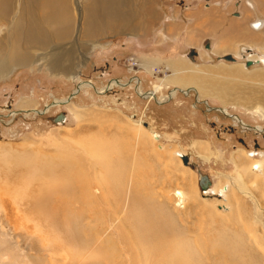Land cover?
<instances>
[{
	"label": "rangeland",
	"instance_id": "obj_1",
	"mask_svg": "<svg viewBox=\"0 0 264 264\" xmlns=\"http://www.w3.org/2000/svg\"><path fill=\"white\" fill-rule=\"evenodd\" d=\"M72 1L71 38L38 44L30 62L0 73V264H264V173L249 168L264 155V62L246 65L251 57L264 58V11L244 16L258 47L234 32L231 39L216 38L228 34L229 25L237 28L231 19L242 13L241 0H224L230 8L221 21L209 11L217 0H151L149 11L142 0H132L121 17L125 29L91 36L84 32L87 0ZM256 1L264 6V0H250L253 10ZM22 3L17 0L14 17ZM7 20L0 21V40L14 28L15 21ZM192 48L199 53L194 58L188 56ZM67 51L69 57L51 61ZM177 64L182 71L216 69L210 78L241 91L227 90L223 106L218 95L202 96L167 78ZM240 65L245 76L219 69ZM64 68L79 71L91 86L80 82L77 91L79 80L59 77H71ZM112 80L119 84L110 87ZM157 86L152 97L141 96ZM179 89L191 90L184 96ZM56 99L69 102L46 110ZM137 122L145 132H137ZM94 142L111 146L109 158L120 167L113 181L88 151ZM69 153L83 159L89 198L80 181L62 174ZM186 154L187 165L181 158ZM53 171L57 189L45 198ZM201 174L211 188L200 187ZM219 181L232 191L214 192ZM170 214L173 222L155 236L145 219L169 221ZM172 240L180 255L163 252ZM152 241L160 252L151 251Z\"/></svg>",
	"mask_w": 264,
	"mask_h": 264
},
{
	"label": "bare ground",
	"instance_id": "obj_2",
	"mask_svg": "<svg viewBox=\"0 0 264 264\" xmlns=\"http://www.w3.org/2000/svg\"><path fill=\"white\" fill-rule=\"evenodd\" d=\"M153 1H151V0H146V1L142 0L141 5H143L142 7L144 8V10H147V11L151 10L153 5H154ZM72 2H73L72 0H23V3L21 5L20 14L18 15V17L17 16L14 17L13 13L15 12V10L17 8V0H13L12 2H11V0H0V21L5 19V18L8 19L9 21H13V20L15 21L14 22V28H13L12 33L10 35L11 38L10 37L7 38V35H5V38H3V36H2L3 39L0 40V73H2V72L5 73V71L8 68H10V66L22 65V64L30 62L31 61L30 56L32 55L30 53V49L33 48V47H38L37 46L38 44H39V46L40 45L43 46V44L47 43L49 40L52 41V42H55V41L64 42V41L69 40L71 38L72 31H74V27H75L74 26L75 23H74V16H73V9H72L73 3ZM131 3H132V0H87V2L85 4L86 6L84 7V11H83V14L85 13L84 14V18H86L85 19V23H84L85 29L83 28L84 32H85V35L86 36H91L93 33H100L101 34V33H105L108 30H113V32H114V31L118 30L117 28H120V30H122L124 28L122 26H124L125 23L122 21L121 17H123V18L125 17V16H123V13L124 14L125 13L129 14V12H130L129 10L130 9L128 10L129 12H127V9H128V7H130L129 5ZM244 7H246L245 9H248V10H251V11L253 10V5L250 2V0H244ZM11 14L13 15V18H11ZM6 15H7V17H6ZM256 23L257 24H255V25L253 23L254 27L256 29H261L262 30L263 27L260 28V23L259 22H256ZM125 27H126V25H125ZM256 29H254V30H256ZM261 30H256V31H261ZM6 39H9V40H6ZM254 39H256L255 38V34L251 33L249 42L250 41L253 42L251 44L256 43L257 41H255ZM22 43L24 44V46L28 47L27 50L25 49L24 46H23L24 48L21 50L20 46L22 45ZM33 44H36V45H33ZM67 44H69V43H67ZM254 45H256V44H254ZM260 45L261 44L259 43L256 46L260 47ZM192 50H194V53L192 54V56H190L189 53H188V56L191 57V58H194V56L198 55V52L194 48H192ZM248 50H251V49H248ZM71 54L72 53L67 51V52H64L60 56L59 55H55L51 61L54 62L57 59H60L61 57L64 60L65 56L69 57ZM49 55L50 54H48V56ZM233 59H235V58L231 56V60H233ZM250 59L252 61L248 60L251 63L250 64L246 63L247 66L251 65L253 62H261V61L264 62V58L260 59V58H256V57H253V58L251 57ZM150 67L152 68V65H150ZM193 67L194 68H191L189 71H182L181 70L182 69V65H180V64L174 65L172 67L173 71L171 70L172 74L167 75V78H169L175 84H178L177 86H179V87H181L183 89H184V87L185 88L193 87L202 96H207L209 94H216V95H218V97L221 99V101L225 105L227 103L226 102V100H227L226 98L229 97L228 93H227V90H228V92H230V94H232L233 92H236V91H241V89H239V90L238 89H231L232 87L228 86L229 83H227L228 85L226 83H223V84L217 83L216 82V78H210V75H212L215 72H219L216 69L211 70V71H208V70L204 71V68L201 69V67L199 65H196V67L195 66H193ZM230 67L231 66H229V68L222 67V68H219V69L222 70V72H224V74H226L228 76H230V75H232V76H245L244 72H246V71L243 69V67L241 65L240 66H236L234 68H230ZM57 69H59V68L57 67L55 69V71ZM64 69H65V70H63L64 73L66 71H67V73H69L68 77L71 76V77H74V78H78V74H76L75 72H73V74H71L72 72L69 71V70H66L67 68H64ZM168 69H170V68H168ZM152 70H153V68H152ZM61 71H59V72H61ZM85 82H86V85L83 84ZM88 85L89 84H88L87 81H82L80 83L81 87L88 86ZM80 86L78 85L77 91L80 88ZM159 89H160V86H157V88H155L154 91L149 92V93H145V95L147 94L150 97H152L154 95V93L156 94ZM189 90L190 89H188L187 91H189ZM176 91L177 90H173L172 91V93H171L172 96L176 95ZM73 93L75 94L76 90ZM142 96H144V95H142ZM144 97H146V96H144ZM56 101H61V100L56 99ZM62 101H64V102L68 101L69 102L68 99H64ZM135 124L137 125V132L138 133L140 131H141V133L145 132L143 127H142V124L140 122H137ZM152 137H153L154 140H159L158 139L159 135H157L154 132H152ZM110 148H111V146L104 147V146H101L99 143L94 142V143H92L89 146V150L88 151H90L91 156L94 157V159H95L94 163L98 164V165H101V166H104V168H106V170H107L105 175H107V177L109 178L110 181L111 180L113 181L112 177L114 176V174L117 173L116 170L120 171V167H116L117 162L113 161L112 157H111V159L109 158L108 152L110 151ZM245 151L246 150H244V152ZM186 156L188 158L187 162H189V157H188V155H186ZM207 157H208V155H207ZM207 157H205V158H207ZM65 159L67 160V162L65 161L63 163L65 168H64V172H62V174L64 175V178H66V179L69 178L71 180L80 181L83 184V186H84V188L86 190L85 194H89L88 198L91 197L92 193L90 192V180H89L88 175L85 174L84 171H83V166H84L83 163H82L83 159L81 157H79V156H76V155L74 156L72 154L69 155V159H67V158H65ZM75 160L77 161V163H74ZM115 160H117V158ZM31 162L32 161H30L29 164H31ZM42 165H40V166H42ZM43 166H47V164H45ZM41 168H43V167H41ZM249 168H250V170L252 172L255 171L258 168V171H262L264 173V155L261 156L259 161H258V159L253 160L252 164L250 165ZM247 169L248 168H245V171H247ZM84 170H85V168H84ZM57 176H58V174L56 175V172L53 171L52 176H50V177H52L51 181L49 182L50 183V185H49L50 187L43 188L44 191L42 193L44 194L45 198L49 197L48 193L56 191L57 188L55 187L54 183H55V181L57 179ZM262 180H263L262 184L264 186V176H263ZM115 181H118V180H115ZM229 186H230L229 184L223 183V182L221 183V181H219V182L214 184L213 190H214V192L217 191V193H222L223 194L224 192L232 191V189L229 188ZM243 187L244 186H242V188ZM208 188H211V184H210V186ZM208 188L205 187L204 189H208ZM182 193L183 192L179 190V191H177L176 195L181 196V198L183 200L184 199V196H183L184 194H182ZM85 194H84V196H85ZM142 213H144V212H142ZM169 217H170L169 221H168V219L166 217H165L166 220L165 219L164 220H157V219H153V218H148V220L147 219H145V220L147 221V225H148L149 229L151 231H153V230L155 231L154 234L156 236V234L159 231L161 232V231H163L165 229H168L167 225L170 226V222H173L172 221L173 220V215L170 214L168 216V218ZM174 229H177V228H174ZM177 231H176V233H177ZM160 232H159V234H160L159 236H161ZM168 233H170L169 230H168ZM178 234H176V236ZM181 235H182V233H181ZM138 236H139V234H138ZM155 236L152 237L153 241H156ZM162 236L163 237H161V238H164V235H162ZM173 236H175V235H173ZM166 237H167V235H166ZM179 237H176V238H179ZM157 238H159V237H157ZM172 239H174V238H172ZM168 240H169V238H168ZM177 240H175V242ZM179 240H182V239H179ZM146 241H147V239H146ZM153 241H152V243L154 244V247H152L151 251L152 252H156V251L160 252L161 249L157 250L159 245L157 246V244L155 242H153ZM167 241H165V242H167ZM158 242H159V244L162 243L160 241H158ZM165 242L163 244L164 247H165L163 252H165L166 254L167 253H169V254L171 253L173 256H174V253L176 254V252H178V254L180 255V253L178 251L179 249L177 250V247H178V246H176L177 243L175 245V243L172 240L168 244V246L166 248ZM186 244L187 243L185 242V245ZM183 245H184V243H183ZM185 245L182 246V247H184V249L188 247L187 245H186L187 247ZM260 245H261V247H264V241L263 240H262V242L260 241ZM221 246H223V244ZM223 249L225 250V248H223ZM263 250H264V248H263ZM189 251H190V248H189ZM226 251H227V249H226ZM182 253L183 252H181V254ZM192 253H193V250H192ZM192 253H191V255H192ZM234 253L236 255L238 254V252H234ZM158 254L160 255V253H158ZM191 255L188 254V256H191ZM181 256H183V254ZM185 256H186V251H185ZM228 256H230V255H228ZM223 257H224V255H223ZM227 258H229V257H227ZM158 259L160 261V258H158ZM171 262H170V264H171ZM191 262H192V260H191ZM246 262L249 264L248 260H246ZM157 263H159V262H157Z\"/></svg>",
	"mask_w": 264,
	"mask_h": 264
},
{
	"label": "crops",
	"instance_id": "obj_3",
	"mask_svg": "<svg viewBox=\"0 0 264 264\" xmlns=\"http://www.w3.org/2000/svg\"><path fill=\"white\" fill-rule=\"evenodd\" d=\"M224 2V0H217L215 3H213V5L211 6L212 8L209 10V11H216L217 12V16L216 17H218V19L220 20V19H222L223 17L225 18L226 17V15H227V13H228V10H229V8H230V5H228V4H226L225 5V3H223ZM225 2L227 3V1L225 0ZM241 2H242V5H241V14H239V15H237V16H235V17H233L231 20H232V22H237V24H238V26H237V28L236 27H234V26H231V25H229V29H230V31H228L229 33L227 34H225V33H223V34H221V35H216V38H217V40H219V39H226L228 36H230V39H231V34L234 32V34H235V36L238 34H240L239 36L240 37H242V39H243V41H249L250 40V36H251V33H252V29L251 28H249L248 27V25L247 26H245V24L248 22V21H246L245 20V18H244V16L245 15H247V16H251L252 15V17H255V12L257 11V10H260V11H264V6H261V3L260 2H257L256 1V3L254 4V10H252V12H251V10H248V9H245L246 7H244V0H241ZM204 4V3H203ZM236 5V4H235ZM195 6H196V4H195ZM195 8V7H194ZM191 13V14H190ZM187 16H193V15H195V14H197V12H195V10L194 11H191ZM199 13V12H198ZM262 13V12H261ZM230 20V21H231ZM221 21V20H220ZM244 24V25H243ZM239 25H242V27H241V29L239 30L238 29V27H239ZM261 25V24H260ZM126 31H128V30H126ZM132 31H134V30H132ZM194 32V31H193ZM251 32V33H250ZM239 36H237V37H239ZM233 38V37H232ZM214 40H216V39H214ZM255 40V39H254ZM207 41V40H206ZM205 41V42H206ZM238 41H239V39H238ZM237 41V42H238ZM241 41V40H240ZM256 41V40H255ZM249 43V42H248ZM203 45V43H198V45ZM251 44V43H250ZM254 44H256V45H258V43L256 42V43H254ZM235 45H233L232 47H234ZM195 47H197V46H195ZM232 47H230L229 49H221L220 51H222V52H225V50L226 51H228L229 52V50L232 48ZM209 51H211L210 49H209ZM208 53V52H207ZM219 54H221V53H219Z\"/></svg>",
	"mask_w": 264,
	"mask_h": 264
},
{
	"label": "flooded vegetation",
	"instance_id": "obj_4",
	"mask_svg": "<svg viewBox=\"0 0 264 264\" xmlns=\"http://www.w3.org/2000/svg\"><path fill=\"white\" fill-rule=\"evenodd\" d=\"M250 49H252V48L250 47ZM198 54H199V53H198ZM248 54L250 55V52H249ZM225 57H227V55H226ZM228 57H230V56H228ZM230 60H231V59H230ZM251 61H252V60H251ZM227 63H230V62H227ZM253 64H254V63H253ZM253 64H252V65H253ZM249 67H250V66H249ZM76 74H78V78H74V77L67 78L66 76H59V77H64V79L67 80L68 82H69L70 80L73 81V79H74V80H75V79H76V80H79L78 82H76V88H77V86L79 85V83L82 82V81H85V80H82V79H81V75H80V72H79V71H77ZM80 80H81V81H80ZM87 82L89 83L88 87L91 86V82H89V81H87ZM67 84H68V83H66L65 85H67ZM116 84H119V83H118L117 81H115V80H112V82L110 83V87H112L113 85H116ZM76 88H75V89H76ZM174 90H176V89H174ZM179 90L185 92L184 96H187V95L190 93V90H191V89H190L189 91H187V92L184 91V90H181V89H179ZM177 91H178V90H177ZM142 92H144V91H141V96H142V94H143ZM149 92H151V90H150V91H147L146 93H149ZM197 92H198V91H197ZM177 93H178V92H177ZM177 93H176L175 97L177 96ZM143 95L146 96V97H150V96L147 95V94L145 95V93H144ZM166 96H167V95H166ZM157 97H158V96H157ZM55 101H56V100H54L53 103L48 104V106L46 107V110H47V109H48V110H52V108H54V107H50V106H53V105L61 106V104H59V103H64V101H62V100H61V101H56V102H55ZM57 102H58V103H57ZM164 103H166V102L164 101ZM222 105H223V106H227V105H224L223 103H222ZM37 108H38V107H37ZM212 108L214 109L215 107H210V110H211ZM34 109H36V108L34 107ZM38 109H39V108H38ZM208 109H209V108H208ZM215 109H216V108H215ZM210 110H209V111H210ZM216 110H217V109H216ZM141 120H142V119H141ZM240 121H241L242 123H244L243 119H241ZM142 122H143V120H142ZM246 126H247V125H246ZM259 129H260V128H259ZM255 145H257V144H255ZM244 146L246 147V145H244ZM186 155H187V154H186ZM188 157H189V156H188ZM185 165H186V164H185Z\"/></svg>",
	"mask_w": 264,
	"mask_h": 264
},
{
	"label": "water",
	"instance_id": "obj_5",
	"mask_svg": "<svg viewBox=\"0 0 264 264\" xmlns=\"http://www.w3.org/2000/svg\"><path fill=\"white\" fill-rule=\"evenodd\" d=\"M193 53H194V50L191 49L189 51V55L192 56ZM228 56H230V55H228ZM228 56L225 57V58L226 59H231V56L230 57H228ZM247 63L250 64L251 62L248 61ZM181 158H182L183 163L187 165V163H188L187 162L188 161L187 156L186 155H183V156H181ZM210 184H211L210 178L206 174H201L199 176V185H200V187H203V188L206 187V188H208L210 186Z\"/></svg>",
	"mask_w": 264,
	"mask_h": 264
}]
</instances>
